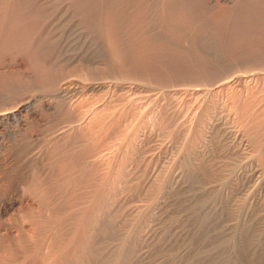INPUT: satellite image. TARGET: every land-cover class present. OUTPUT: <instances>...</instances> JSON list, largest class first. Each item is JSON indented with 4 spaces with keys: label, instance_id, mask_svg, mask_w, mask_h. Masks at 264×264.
<instances>
[{
    "label": "rangeland",
    "instance_id": "1",
    "mask_svg": "<svg viewBox=\"0 0 264 264\" xmlns=\"http://www.w3.org/2000/svg\"><path fill=\"white\" fill-rule=\"evenodd\" d=\"M40 1L50 4L47 24L62 44L63 64L57 82L47 84L36 80L24 53L0 64L29 79L11 90L0 86V264H58L62 248L71 264H264V18L248 34L234 28L226 37L216 21L239 0H205L207 26L198 42L210 66L179 71L159 59L172 47L192 59L199 27L185 29L172 47L160 41L164 51L155 48L159 42L148 35L166 31L161 4L144 19L151 29L129 31L116 45L91 32L72 0ZM249 70L259 73L214 88L216 80ZM68 75L104 83L64 91ZM30 95L31 105L19 111ZM16 199L22 201L12 207Z\"/></svg>",
    "mask_w": 264,
    "mask_h": 264
},
{
    "label": "bare ground",
    "instance_id": "2",
    "mask_svg": "<svg viewBox=\"0 0 264 264\" xmlns=\"http://www.w3.org/2000/svg\"><path fill=\"white\" fill-rule=\"evenodd\" d=\"M154 1V2H153ZM43 2V1H42ZM46 2V1H45ZM51 3V1H49ZM54 3V2H53ZM46 3L45 5L48 6ZM56 4V3H55ZM75 6L76 12L80 13L82 16L83 21L91 28V32L98 34L99 36H109V38L111 39L112 42H115V44L120 40H123L125 34H127L129 31H133V32H140L142 33V29L143 27H150V29L154 26L153 23H148L147 21H145L144 19H146V17L148 16L149 10L152 8H155L157 4H161V10H162V17L164 18L165 23V28L166 31L165 32H155V33H151L150 35H148V37H152L153 42L157 41L159 42V46H155L156 47H160L162 43H160V41L165 42L166 46L172 47L174 44L173 41H176V43H178L177 39L178 37H180L184 30L189 28V27H199L198 28V34L195 36L194 38V42L197 44L198 48L196 50L195 53L192 52V54L188 55L190 58L192 59H188L186 58L185 60L181 58V54H177L174 52V50L176 49V47H172L170 49H173L172 51H166V52H162L165 56H162L161 54V50H157L159 48H157V52L158 53H154L153 55H158L160 54L162 56V59L160 58V60H162L161 64H164L166 62H172L174 64V68L176 69H180L179 71H193V70H199V69H205L208 68L210 66V62L209 60L206 58L205 55L202 54L200 46H199V42L198 40H200V37L203 29L207 26V23L202 22V18L204 14L203 12L207 11V7H206V1L205 0H72V3ZM43 3H41L40 0H0V64L4 58V56L10 54V53H24L25 55H27L28 61H29V66L30 68L32 67V69L35 71V77L36 80L38 81H42V83H52V82H57V75L60 73L61 69H62V64L61 63V57H64L63 55V47L62 44L59 40L55 39L54 36V31H51V28L49 27V25L47 24V19L49 17V8H47ZM50 5V4H49ZM52 7H54L53 5H51ZM62 6V5H61ZM64 6V5H63ZM50 7V6H49ZM58 8V7H56ZM60 9V7H59ZM69 9V8H68ZM68 13V12H67ZM54 14V13H53ZM56 14V13H55ZM54 14V15H55ZM77 14V13H76ZM153 14V13H152ZM57 16V15H56ZM53 17V18H56ZM68 16V15H67ZM73 16V15H71ZM76 16V15H75ZM78 16V14H77ZM224 19L220 20V21H216L217 23V27L219 28V30L221 31L223 36L229 37L231 36V30L232 29H238V31H240V33L246 35L251 31H248L249 29L253 28L256 25V22L259 19H263L264 18V0H239L237 6L235 8L230 9L229 11L226 12V14L224 15ZM60 17V16H59ZM62 17V16H61ZM50 18V17H49ZM58 18V17H57ZM65 18V17H64ZM68 18V17H66ZM73 18V17H72ZM75 18V17H74ZM80 18V17H79ZM59 19V18H58ZM62 19V18H61ZM57 20V19H56ZM75 20V19H74ZM55 21V20H54ZM58 21V20H57ZM56 21V22H57ZM64 21V20H63ZM70 21V20H69ZM68 23H71L69 22ZM81 21V20H80ZM52 22V20H51ZM66 21H64L63 26H65L66 24L68 25V23L65 24ZM77 22V21H76ZM75 22V23H76ZM82 22V21H81ZM58 24L62 23V21L60 20L57 22ZM50 24V23H49ZM57 24V25H58ZM65 24V25H64ZM82 24V23H81ZM51 25V24H50ZM54 27H55V22H54ZM70 25V24H69ZM73 25V24H72ZM80 25V24H79ZM62 26L59 25V28H61ZM67 27V26H65ZM70 27V26H68ZM73 27V26H71ZM81 27V26H80ZM53 28V27H52ZM58 28V27H57ZM75 28V26H74ZM85 28V27H84ZM94 28V30H93ZM56 29V28H55ZM60 30V29H59ZM62 30H66L64 28H62ZM72 29H70L69 31H71ZM74 30V29H73ZM76 30V29H75ZM68 31V30H66ZM68 31V32H69ZM248 31V32H245ZM67 32V33H68ZM73 32V31H72ZM81 32V30H80ZM79 32V33H80ZM56 33V32H55ZM62 33V32H61ZM64 33V32H63ZM65 32V34H67ZM71 33V32H70ZM69 33V34H70ZM78 33V32H77ZM57 34H58V30H57ZM56 34V35H57ZM64 34V35H65ZM74 35V34H72ZM77 35V34H75ZM60 36V34L58 35ZM77 37V36H76ZM81 37V36H79ZM89 37V36H88ZM56 38H59L56 36ZM72 38V37H71ZM87 38V37H86ZM61 39V38H60ZM80 39V38H79ZM78 39V40H79ZM82 39V38H81ZM80 39V40H81ZM84 39V38H83ZM88 39V38H87ZM109 39V41H110ZM70 40V38H69ZM93 40V39H92ZM150 40V38H149ZM68 41V40H66ZM73 41V39H72ZM71 41V43L73 44V42ZM85 41V40H84ZM178 41V42H177ZM151 42V41H150ZM83 43V42H82ZM123 43V42H122ZM121 43V44H122ZM148 43V42H146ZM67 44V42H66ZM120 44V45H121ZM149 44V43H148ZM152 44V42H151ZM149 44V45H151ZM155 44V43H153ZM158 44V43H157ZM156 44V45H157ZM164 44V43H163ZM117 45V44H116ZM172 45V46H171ZM67 46V45H66ZM68 46H72V45H68ZM78 46V45H77ZM82 46V44H81ZM80 46V47H81ZM84 46V43H83ZM164 46V45H162ZM161 46V47H162ZM177 46V45H175ZM117 47V46H116ZM115 47V48H116ZM119 47V45H118ZM124 47V46H122ZM120 47V48H122ZM126 47V46H125ZM150 47V46H149ZM154 47V46H152ZM151 47V48H152ZM179 47V45H178ZM68 48V47H67ZM85 48V46L83 47ZM81 48V49H83ZM164 47H162L161 49L164 51L163 49ZM168 48V47H165ZM119 49V48H117ZM116 49V50H117ZM125 49V48H124ZM123 49V50H124ZM203 50H205L204 48H202ZM69 50V49H68ZM78 50V49H77ZM128 50V49H126ZM124 50V51H126ZM166 50V49H165ZM169 50V48H168ZM72 51V50H71ZM76 50H73V52ZM120 51V50H118ZM122 51V50H121ZM65 52H66V48H65ZM69 52V51H67ZM78 52V51H76ZM75 52V53H76ZM80 52V50H79ZM78 52V53H79ZM82 52V51H81ZM81 52L79 53L81 55ZM73 53V56L74 54ZM120 53V52H119ZM128 53V52H127ZM78 54V55H79ZM85 54V53H82ZM122 54V53H120ZM126 53H124L125 55ZM129 54V53H128ZM15 55V54H12ZM66 55H69L68 53H66ZM65 55V57H66ZM86 55V54H85ZM123 55V54H122ZM123 55V56H124ZM127 55V54H126ZM132 55V54H131ZM159 55V57H160ZM77 56V55H76ZM82 56V55H81ZM122 56V61L124 60V62H126V58L130 59L129 56L127 57H123ZM12 57V56H11ZM26 57V56H25ZM72 57V55H71ZM75 57V56H74ZM84 57V55H83ZM142 57V56H141ZM157 57V56H156ZM69 58V56H68ZM67 58V60H68ZM79 58V57H77ZM135 58V57H134ZM144 58V56H143ZM146 58V57H145ZM144 58V59H145ZM64 60L66 58H63ZM74 59V58H73ZM76 59V58H75ZM136 59V58H135ZM150 59V58H149ZM152 59V58H151ZM157 59V58H155ZM155 59L154 62H155ZM6 60V59H5ZM67 60L65 61L66 63ZM72 60V59H70ZM131 61H133L131 59ZM143 61V60H142ZM147 61V60H146ZM145 61V63H146ZM152 61V60H150ZM158 60H156L157 62ZM27 62V61H26ZM70 62V61H69ZM73 62V60H72ZM128 62V61H127ZM126 62V63H127ZM130 62V61H129ZM136 62V61H135ZM155 62V63H156ZM3 63V62H2ZM5 63V62H4ZM28 63V62H27ZM149 64V62H147ZM159 63V62H158ZM152 64V63H151ZM2 65V64H1ZM0 65V66H1ZM70 65V64H69ZM146 65V64H145ZM150 65V64H149ZM84 66V65H83ZM9 67V66H7ZM164 67V66H163ZM4 68V67H3ZM80 68H84L81 67ZM86 68V67H85ZM84 68V69H85ZM9 69V68H8ZM7 69V70H8ZM65 69V66H64ZM76 69V68H75ZM80 69V70H81ZM84 69L82 71H84ZM164 69H169V68H164ZM171 69V68H170ZM10 70V69H9ZM15 70V69H14ZM78 70V69H77ZM24 73V72H23ZM259 71H246V72H235L233 73V75L231 74L230 77L228 78H224L221 79L219 81L216 80V83L214 84V88L215 87H221V86H226L229 83L233 82L234 80H241L243 78H248L251 77L253 78L254 75L258 74ZM26 76V75H25ZM60 76V75H59ZM58 76V77H59ZM72 76V75H71ZM75 76V75H74ZM27 77V76H26ZM34 78V77H33ZM56 78V79H55ZM60 78V77H59ZM80 78V77H79ZM24 74H22L19 71H13L11 72H5V71H1L0 70V86L3 87L4 89H9L11 90V87L13 88L14 85H18V84H23L26 80H24ZM62 79V78H61ZM95 79V78H94ZM86 80V79H85ZM60 81V80H59ZM63 82V87L62 90L66 91L68 89H70L73 85L77 84L76 86L79 85V87L82 88H93L95 86H102V84L104 83V81L98 80H92V81H83V79L81 80L76 78V77H70L69 75L66 76L63 80H61ZM26 81V83H28ZM61 82V83H62ZM75 83V84H73ZM56 84V83H55ZM73 84V85H72ZM136 84V83H135ZM134 84V85H135ZM235 84V83H234ZM72 85V86H71ZM125 85V84H124ZM131 84L129 83V86ZM133 85V84H132ZM138 85V84H137ZM231 85V84H230ZM53 86V85H52ZM76 86L74 88H76ZM128 86V85H126ZM213 86V85H211ZM16 87V86H15ZM54 87V86H53ZM156 87V86H154ZM126 88V87H125ZM132 88V86H131ZM152 88V87H151ZM158 88V87H157ZM184 88V87H183ZM187 88V87H185ZM212 88V87H211ZM78 89V88H77ZM130 89V88H129ZM142 89V88H141ZM154 89V88H153ZM159 89V88H158ZM194 89L196 90H200L201 87H194ZM220 89V88H219ZM56 90V89H54ZM58 90L61 89H57L56 91L59 92ZM2 91V90H1ZM52 91V90H51ZM73 91V90H71ZM70 91V92H71ZM76 91V90H75ZM89 91V90H88ZM93 91V90H92ZM194 91V90H193ZM53 92V91H52ZM82 92V91H81ZM148 92V91H147ZM151 92V91H150ZM153 92V91H152ZM156 92V90H155ZM184 92V91H183ZM188 92V91H187ZM51 93V92H50ZM47 93V94H50ZM62 93V92H61ZM131 93V92H129ZM139 93V91H138ZM136 92V94H138ZM192 93V92H190ZM46 94V93H45ZM58 94V93H57ZM125 94V93H124ZM135 94V91H134ZM151 94V93H150ZM181 94V93H180ZM61 94H59L60 96ZM74 95V94H73ZM140 95V94H139ZM144 95V94H143ZM142 95V97H143ZM33 96L34 95H30V96H26L23 101V103L21 104V107L19 109V111L23 112L22 110L24 109V107L27 105V103L31 102L33 100ZM138 96V95H136ZM45 97V96H44ZM50 97V96H49ZM126 97V96H125ZM124 97V98H125ZM131 97V96H130ZM135 97V96H134ZM140 97V96H138ZM183 97V96H182ZM51 99V98H50ZM75 99V98H74ZM135 100V99H134ZM145 100V99H144ZM73 101V100H72ZM137 101V99H136ZM140 101V100H139ZM22 102V101H21ZM138 102V101H137ZM34 103V102H33ZM32 103V104H33ZM136 103V102H135ZM145 103V102H144ZM35 104V103H34ZM29 105H31L29 103ZM141 105V104H140ZM12 107V106H11ZM14 107V106H13ZM17 108V107H16ZM31 111V110H30ZM16 113V112H14ZM1 114V113H0ZM12 114V113H11ZM7 115V113H6ZM14 116V115H13ZM6 117V116H5ZM23 117V116H22ZM25 118V117H24ZM11 119V118H10ZM15 119V118H14ZM75 121V119H74ZM83 121V120H82ZM221 121V120H220ZM87 122V121H86ZM223 122V121H222ZM215 123V122H214ZM219 123V122H218ZM24 124V123H23ZM76 124V123H75ZM217 124V123H215ZM214 124V125H215ZM226 124V123H225ZM12 125V124H11ZM16 125V124H15ZM67 125V124H66ZM219 125V124H218ZM228 125V124H227ZM9 126V125H7ZM221 126H223L221 124ZM226 126V125H225ZM26 127V126H25ZM67 127V126H66ZM7 128V127H6ZM220 129V127H218ZM217 128V130H219ZM234 128V126H233ZM18 129V128H17ZM62 130V128H59V130ZM68 129V127L66 128ZM221 129H224L221 127ZM226 129V128H225ZM64 130V129H63ZM72 130V129H71ZM216 130V129H215ZM229 130V127L228 129ZM226 130V131H227ZM223 131V130H222ZM225 131V132H226ZM61 132V131H60ZM64 132V131H63ZM224 132V131H223ZM224 132V134H225ZM228 132V131H227ZM232 132V131H231ZM235 132V131H234ZM39 133V132H38ZM59 133V131H58ZM37 134V133H36ZM61 134V133H60ZM230 134V133H228ZM232 134V133H231ZM17 135V134H16ZM55 135V134H54ZM57 135V134H56ZM39 136V135H38ZM237 136V135H236ZM53 137V136H52ZM237 138V137H236ZM48 139V138H47ZM242 139V138H241ZM43 140V138H42ZM46 140V138H45ZM239 141V140H238ZM39 142V141H38ZM157 142V141H156ZM161 143V142H160ZM158 145V144H157ZM165 145V143H164ZM25 146V145H24ZM27 147V146H26ZM160 147V146H159ZM158 147V149H159ZM165 147V146H164ZM33 148V147H32ZM35 148V146H34ZM161 148V147H160ZM162 149V148H161ZM27 150V149H26ZM32 151V150H29ZM27 151V152H29ZM37 151V150H36ZM103 152V151H102ZM36 156V155H35ZM29 157V156H27ZM33 157V156H32ZM247 157V154H246ZM34 158V157H33ZM32 158V159H33ZM36 158V157H35ZM250 158V157H249ZM247 159V158H246ZM245 159V160H246ZM250 160V159H249ZM24 161V160H23ZM25 161L26 158H25ZM221 161V160H220ZM248 161V159H247ZM27 163V162H26ZM35 163V160L31 162V164ZM64 161H60L59 164L63 165ZM249 163V162H248ZM238 164V163H237ZM243 165V164H242ZM247 165V164H246ZM28 166V165H27ZM26 166V167H27ZM245 166V165H244ZM257 166V165H256ZM33 167V166H32ZM255 167V166H254ZM244 169V168H243ZM258 169V168H257ZM262 169V168H261ZM227 170V169H226ZM230 170V169H229ZM247 170V169H246ZM252 170V169H251ZM250 170V171H251ZM259 170V169H258ZM179 171V170H178ZM237 171V169H236ZM241 171V170H240ZM239 171V172H240ZM235 172V171H234ZM238 172V171H237ZM258 172V171H257ZM263 172V171H261ZM248 173V172H246ZM251 173H254L253 171ZM233 174V173H232ZM242 174V173H241ZM249 174V173H248ZM247 174V175H248ZM257 174V173H256ZM255 175V174H254ZM232 176V175H231ZM245 176V175H244ZM180 177V176H179ZM248 178V176H247ZM250 178V177H249ZM264 178V177H263ZM244 179V178H243ZM247 180V179H246ZM176 184V183H175ZM184 184V183H183ZM206 185V184H205ZM182 186V184L180 185ZM196 186V185H195ZM199 190L201 188V185H198ZM211 186V185H210ZM207 186H205L204 188H206ZM209 187V186H208ZM207 187V188H208ZM261 187V186H260ZM259 187V188H260ZM189 188V187H188ZM187 188V189H188ZM193 188V187H192ZM196 188V187H195ZM203 188V187H202ZM211 188V187H210ZM209 188V189H210ZM214 188V187H212ZM185 189V188H183ZM194 189V188H193ZM198 189V188H197ZM197 189L195 190V192L193 193H197ZM253 189V188H252ZM255 189V188H254ZM178 190V189H177ZM192 189H190L191 191ZM204 191H206L205 189H203ZM215 190V189H214ZM182 191V189H181ZM189 189L187 190V194L190 192H188ZM203 192V191H202ZM207 192V191H206ZM213 191H209V193L211 194ZM185 193V192H184ZM208 193V192H207ZM254 193V192H253ZM182 194V192H181ZM198 194V193H197ZM206 194V193H204ZM210 194L207 195L204 199V197L202 199L205 200V203L209 201L210 199ZM214 194V192H213ZM184 195V194H183ZM190 195V194H189ZM200 195V193H199ZM212 195V194H211ZM259 195V194H258ZM188 196V195H187ZM193 196V195H192ZM195 196V195H194ZM197 196V195H196ZM205 196V195H204ZM256 196V195H255ZM25 197V196H24ZM178 197V196H177ZM181 197V196H180ZM253 197V196H252ZM182 198V197H181ZM186 198V196H185ZM199 198V196H198ZM261 198V197H260ZM27 199V198H26ZM192 199V198H191ZM201 199V198H200ZM262 199V198H261ZM176 201V199H174ZM178 200V198H177ZM181 200V199H180ZM179 200V203H180ZM187 200L190 201V199L187 198ZM21 199H16L14 201L11 202L10 205H12V207L18 205L21 203ZM173 201V200H172ZM186 201V200H185ZM193 201V200H191ZM202 201V200H201ZM264 201V200H263ZM178 202V201H177ZM182 202V201H181ZM204 202V201H202ZM207 202V203H208ZM176 203V202H175ZM189 203V202H188ZM193 203V202H192ZM206 203V205H208ZM138 204V203H137ZM177 204V203H176ZM184 204V200L183 203ZM181 204V205H182ZM189 205V204H188ZM191 205V204H190ZM162 206V205H161ZM184 205H182L183 207ZM263 206V205H262ZM135 207V206H134ZM157 207V206H156ZM164 207V206H162ZM167 207V206H166ZM165 207V208H166ZM234 207V206H233ZM139 208V207H138ZM137 208V209H138ZM155 208V207H154ZM160 208V205H159ZM164 208V209H165ZM184 209H181L182 211H187L185 209V207H183ZM237 208V207H236ZM261 209V206L259 207ZM8 209V208H7ZM163 209V208H162ZM167 209L169 210V206L167 207ZM177 209V208H176ZM190 210V209H189ZM236 210V209H235ZM257 211L259 209H256ZM159 211V210H157ZM175 211V210H174ZM261 211V210H259ZM264 211V208L261 212ZM164 212H166L164 210ZM234 213L236 211H233ZM176 213V212H175ZM184 213V212H182ZM189 213V212H188ZM187 213V214H188ZM256 213V212H255ZM258 213V212H257ZM264 213V212H263ZM162 214V213H161ZM177 215V214H176ZM186 215V212H185ZM258 215V214H257ZM262 215V213L260 214ZM180 216V215H179ZM183 216V215H181ZM180 216V217H181ZM264 216V214L262 215ZM178 217V216H177ZM254 217V216H253ZM260 217V216H259ZM161 218V216H160ZM188 218V217H187ZM157 219V218H156ZM179 219V218H178ZM184 219V218H183ZM234 219V218H233ZM262 218H260L261 220ZM165 221V219H163ZM161 219V223L163 221ZM259 223L261 225L260 222ZM264 219H262L263 221ZM156 221V220H155ZM160 221V220H158ZM172 221V220H171ZM157 222V221H156ZM169 222V221H168ZM176 222V221H175ZM258 222V221H257ZM160 223V222H159ZM166 223V222H164ZM172 224V222H170ZM181 223V222H180ZM154 224V223H153ZM258 224V223H257ZM264 224V223H263ZM156 225V224H155ZM160 225V224H159ZM163 225V224H162ZM162 225H160L162 227ZM168 225V224H166ZM174 225V224H173ZM183 225V224H182ZM185 225V224H184ZM258 225V226H260ZM56 226H61V220H57L56 221ZM172 226V225H170ZM232 226V225H231ZM256 226V224H255ZM157 227V225L155 226ZM155 227H153L155 229ZM164 227V226H163ZM178 227V226H177ZM175 227V228H177ZM228 227V226H227ZM167 228V227H166ZM171 228V227H170ZM174 228V227H173ZM179 228V227H178ZM184 228V227H182ZM226 228V227H225ZM233 228V227H231ZM159 229V228H158ZM172 229V228H171ZM181 229V227H180ZM179 230L174 229L175 232H179ZM167 230V229H166ZM169 230V229H168ZM216 230L221 231V233L223 234L222 228L219 226ZM227 230V228L225 229ZM229 230V228H228ZM161 231V230H160ZM172 231V230H171ZM152 232V231H151ZM166 232V231H165ZM170 232V231H169ZM168 232V233H169ZM227 232V231H226ZM158 233V232H156ZM164 233V232H163ZM161 233V234H163ZM167 233V234H168ZM173 233V232H172ZM148 234V233H147ZM154 234V233H153ZM171 234V233H170ZM177 234V233H176ZM183 234V232H182ZM151 235V234H150ZM156 235V234H155ZM153 236L156 237V236ZM164 235V234H163ZM178 235V234H177ZM143 236V235H141ZM148 236V235H147ZM166 236V235H165ZM169 236V234H168ZM175 236V235H174ZM140 237V236H139ZM149 237V236H148ZM160 237V236H158ZM170 237L173 236L170 235ZM169 237V238H170ZM145 238V237H144ZM143 238V240H144ZM162 238V237H160ZM175 238V237H174ZM168 239V238H167ZM176 239V238H175ZM174 239V240H175ZM146 240V239H145ZM151 240V239H150ZM171 240V239H170ZM179 240V239H178ZM72 240H70L71 242ZM148 241V240H147ZM165 242L166 239H165ZM163 242V244L165 243ZM169 242V241H168ZM175 242V241H173ZM146 243V241H145ZM177 242H175L176 244ZM172 244V243H171ZM144 245V244H142ZM177 245V244H176ZM139 246V245H138ZM146 246V245H145ZM174 246V245H173ZM180 246V245H179ZM84 247V243H81L80 245H78L77 249L78 252L81 250L80 249ZM149 247V246H148ZM142 248H144L142 246ZM145 249V248H144ZM166 249V248H165ZM61 255L58 257L57 261L58 264H71V260L70 257L67 255L66 249L62 248L61 249ZM125 251L124 246H121L117 253H123ZM143 251V250H142ZM145 251V250H144ZM141 252V250H140ZM149 252V251H148ZM179 252V251H178ZM142 254V252H141ZM148 254V253H147ZM153 254V252H152ZM147 256V255H146ZM162 260V259H161ZM136 261V260H135ZM137 262V261H136ZM135 262V263H136ZM139 262V260H138ZM144 260L141 261L140 263L143 264ZM139 263V264H140ZM137 264V263H136ZM145 264V262H144Z\"/></svg>",
    "mask_w": 264,
    "mask_h": 264
}]
</instances>
